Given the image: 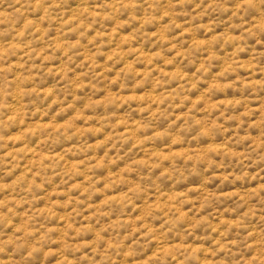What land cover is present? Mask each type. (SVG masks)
<instances>
[{
	"label": "rangeland",
	"instance_id": "obj_1",
	"mask_svg": "<svg viewBox=\"0 0 264 264\" xmlns=\"http://www.w3.org/2000/svg\"><path fill=\"white\" fill-rule=\"evenodd\" d=\"M0 264H264V0H0Z\"/></svg>",
	"mask_w": 264,
	"mask_h": 264
}]
</instances>
